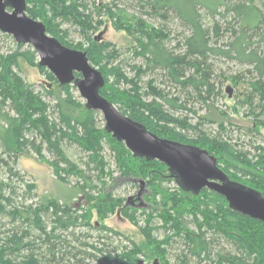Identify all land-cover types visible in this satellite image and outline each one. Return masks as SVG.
Instances as JSON below:
<instances>
[{
	"label": "trees",
	"instance_id": "trees-1",
	"mask_svg": "<svg viewBox=\"0 0 264 264\" xmlns=\"http://www.w3.org/2000/svg\"><path fill=\"white\" fill-rule=\"evenodd\" d=\"M140 1L150 7L152 14L164 20L167 13L173 12L189 33L183 36L180 51H175V48L166 47L167 35L163 29L107 7L105 15L112 27L131 37L133 56L144 59V64L131 67L134 72L131 77L120 64L115 63L119 57L118 48L94 35L102 20L95 21L82 0H25V11L30 17L38 19L46 32L61 44L85 53L102 76L103 85L99 94L124 115L157 137L206 150L229 180L250 187L264 197L263 146H254L252 154L238 149L237 144H231V140L224 139L221 134L223 118L218 117L215 121L199 116L206 122H216L219 127L215 134L206 133L199 127L200 122L191 123L187 116L179 117L170 112L171 109L184 110L185 99H180L178 103V97L167 96L152 80L147 82V91H142L139 85V77L147 70L158 69L165 73L168 80L180 86L186 99L194 94L206 103L214 90V66L210 60L216 56L233 59L246 67L244 73L252 76L248 82L250 92H247L243 102L251 106L256 99V106L260 107L259 114L252 112L255 126L251 130H256L257 125L264 127V120L258 119L264 114L263 13L253 0H204V3L197 0H179V3L177 0ZM199 7L219 14L220 20L213 19L212 24L205 27L200 20ZM217 7H223V12H217ZM156 9L163 12L159 14ZM62 23L76 26L84 44H72L67 40ZM226 32L231 34L230 41L218 46L217 40ZM0 35L12 40L15 46L0 53L2 153L16 156L28 153L27 149L31 146V150L46 162L61 182H66L70 174L78 177L75 189L83 193L86 203L72 208L50 199L46 205H38L30 211L17 208L6 211V202L10 200L4 197L6 184L0 181V216L8 217L12 225L0 230V264H139L137 258L144 251L133 240L126 238L129 246H121L119 251L114 248L111 254L93 243L80 242L77 237L72 238V242L77 241L79 245H70L71 241L54 234L56 227L67 230L77 220H82L83 226L88 229L112 232V228L103 221L116 211L132 222L145 238L149 247L145 255L163 264H168L167 247L174 237L181 240L185 247L186 253L178 258L180 264H186L187 254L195 259L196 264L203 261H209V264H264V222L233 211L222 195L207 188L193 194L178 186L175 189L164 186V182L173 180L165 164L134 156L122 141L105 129L99 112L88 109L83 101L75 97L73 90L76 88L72 82L61 83L40 65L30 45L17 42L2 31ZM19 60L36 67L50 86L40 83L39 90H34L33 84L27 83L21 76ZM74 76L79 74L74 73ZM236 80L231 78L233 83ZM121 84L126 86L120 87ZM51 101L54 103L51 104ZM32 136L39 138L37 145L33 144ZM63 139L76 144L86 153L84 165L86 169L97 171L99 187L92 183L83 168H77L67 158L61 148ZM42 146L55 156L54 160L42 156ZM105 148L121 178L143 180L148 184L152 205L148 211H141L143 225L138 224L135 208L123 204L122 198L114 197L103 187L106 176L115 178L112 170L107 168L103 155ZM34 187L28 185L29 192ZM78 211H81L80 214H77ZM46 212L52 216L51 226L43 220V213ZM93 215L98 227L91 223ZM154 218L160 221V225H151ZM158 229L165 231L162 238L153 234ZM31 231H36L37 235ZM220 240L229 243L231 250L212 254L213 245Z\"/></svg>",
	"mask_w": 264,
	"mask_h": 264
},
{
	"label": "rangeland",
	"instance_id": "rangeland-1",
	"mask_svg": "<svg viewBox=\"0 0 264 264\" xmlns=\"http://www.w3.org/2000/svg\"><path fill=\"white\" fill-rule=\"evenodd\" d=\"M197 1H202L204 3V0ZM253 1L264 16V0ZM82 2L86 4L87 10L92 14L95 21L102 20V24L94 35L102 40L112 42L115 47L118 48L119 57L115 63L120 64L124 72L130 77L134 74L131 67L133 65L144 64V59L141 56H133L130 50L133 43L132 38L127 36L123 31H117L112 27L108 16L105 15L107 7L113 10H120L124 14H127V16L139 17L153 27L163 29L167 35L166 47L169 49L175 48V51H180L183 36L189 33L187 27L182 25L181 20L175 17L173 12L167 13L166 20H164L161 16L152 14L150 7L147 6L144 1L82 0ZM177 2L179 3V0H177ZM156 10L160 12L159 14L163 12L162 9ZM211 11L212 10L205 7H199L200 20L205 27L210 26L213 19L220 20V15L214 14ZM217 12H223V7H217ZM61 28L66 30L67 40L72 42V44L83 43V39L76 26L70 23H62ZM230 37L231 34L226 32L221 39L217 40V45L220 46L223 43H228ZM211 41L213 42V39ZM14 47L12 40L0 35V53L9 49H14ZM210 61L214 66V90L213 94L206 100V103H203V101L194 94H191L186 99V97L183 96L180 86L168 80L165 73L158 69L147 70L145 74L139 77V85L142 91H147V82L152 80L154 85L163 90V93L167 94V96L178 97V103L180 99L181 101L185 99L186 104L184 110L171 109L170 112L179 117L187 116L191 123L200 122L199 127L206 133L215 134L219 127L216 122H206L200 119L199 116H207L210 119H215V121L218 120V117L223 118V130L225 131L221 130V134L224 139L229 138L231 144H237L238 149L252 154L254 146L260 145L264 147V127L257 125V128H255L256 130H251L255 126L253 125L255 118L253 113L260 112V107L256 106V99H254L251 106L243 102L246 98L245 96L248 94L247 92H250L248 82L252 79V76L244 73L243 70L246 67L233 59L216 56ZM19 62L20 69L22 70L20 73L21 76L27 83L33 84L34 90H39L40 83L50 86L49 82L45 80L44 76L39 73L36 67H31L22 60H19ZM231 78H237L236 83L231 82ZM125 86V84L120 85V87ZM73 93L75 97L84 102L76 89L73 90ZM45 99L47 101L50 100L49 98ZM50 103L53 104L54 101ZM207 105H209V107ZM50 115L53 114L50 113ZM99 119L102 120V124H104L100 113ZM258 119L264 120V114L260 115ZM32 138L34 140L33 144L37 145L39 143V138L37 136H32ZM30 147L27 149L28 153L8 156L2 153L0 146V181L6 184L3 195L10 200L9 203L6 202V211L13 208H17L20 211H30V209L36 208L38 205H46L50 199H56L59 203L67 204L72 208H79L83 204H86L83 193L75 189L76 182L79 180L78 177L70 174L66 182H61L55 177L52 173V169L46 162L38 158L36 153L31 150L32 147ZM61 148L67 158L73 162L77 168H83L87 176L91 178L92 183L99 187L100 183L96 176L97 171L86 169L84 165L86 153L76 144L68 142L66 139L62 140ZM41 154L45 159H55V156L51 152L45 150L44 146L41 147ZM103 155L107 162V168L112 170V176L115 177L114 179L108 176L104 178L106 182L103 186L105 191H110L114 197L122 198L123 204L131 202L129 203L130 206L137 210L136 217L138 224L143 225L144 216L141 215V211H148L152 205L148 184L145 183V181L141 184L140 181L137 180L130 181L121 178L118 171L115 169V164L107 148L104 149ZM28 185H34L35 187L29 192ZM163 185L171 189L177 187L176 182L173 180L164 182ZM128 198H130V200H128ZM139 204H141L140 207L138 206ZM118 210H121V208ZM80 212L81 211H78L77 214H80ZM51 218L52 216L49 212L43 213V220L48 226L53 224ZM91 223L98 227L95 215H93ZM103 223L112 228L117 234L113 231H99L93 228L88 229L83 226L82 220H77L75 225H71L67 230L60 229L62 227H56L54 234L60 235L68 242H72V238L77 237L80 242H89L97 245V247L105 248L104 251L107 253H111L110 251L114 248H117V251H119L121 246L128 245L127 239H130L144 251V254L139 255L137 258L139 264H163L157 261L156 258L147 257V255H145L149 250L145 238L140 234L137 227L120 212L116 211L114 214L109 215ZM151 225L156 227L160 225V221L154 218ZM10 226L12 225L9 224L8 217L0 216V230H6ZM33 233L35 236L37 235L36 231H33L32 234ZM164 233V230L158 229L155 230L153 234L156 238H162ZM71 242L70 245H79L77 241ZM230 250V244L224 240H220L216 245H213L211 253H226ZM182 253H186L182 241L176 237L172 238L166 252L168 264H180V259L178 258ZM204 263L209 264V261H203L200 264ZM186 264H196L195 259L187 254Z\"/></svg>",
	"mask_w": 264,
	"mask_h": 264
},
{
	"label": "water",
	"instance_id": "water-1",
	"mask_svg": "<svg viewBox=\"0 0 264 264\" xmlns=\"http://www.w3.org/2000/svg\"><path fill=\"white\" fill-rule=\"evenodd\" d=\"M0 31L17 42L30 45L39 64L61 83L72 82L85 106L101 114L105 129L122 141L134 156L165 164L182 190L193 194L203 188L215 191L233 211L264 222V197L258 191L229 180L206 150L157 137L124 115L99 94L102 76L85 53L61 44L48 34L38 19L26 13L25 0H0ZM74 73L79 76L75 77Z\"/></svg>",
	"mask_w": 264,
	"mask_h": 264
},
{
	"label": "flooded vegetation",
	"instance_id": "flooded-vegetation-1",
	"mask_svg": "<svg viewBox=\"0 0 264 264\" xmlns=\"http://www.w3.org/2000/svg\"><path fill=\"white\" fill-rule=\"evenodd\" d=\"M174 180V179H173Z\"/></svg>",
	"mask_w": 264,
	"mask_h": 264
}]
</instances>
